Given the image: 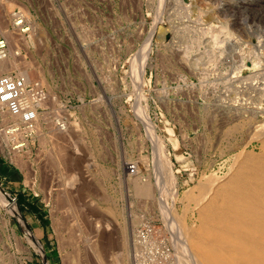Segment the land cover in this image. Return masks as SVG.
<instances>
[{"label": "rangeland", "instance_id": "rangeland-1", "mask_svg": "<svg viewBox=\"0 0 264 264\" xmlns=\"http://www.w3.org/2000/svg\"><path fill=\"white\" fill-rule=\"evenodd\" d=\"M18 2L0 0V36L9 41L16 38L7 13ZM29 2L37 8L36 33L23 42L36 51L23 53L25 60L10 51L20 67L7 74H42L54 100L40 115L46 144L38 130L26 148L12 150L0 135V188L41 253L0 195V264H93L96 254L109 263L122 229L130 258L142 214L178 255L175 218L198 225L194 199L207 180L235 172L240 154H263L255 127L264 124V0ZM59 112L70 122L64 141L49 135ZM8 119L1 117L0 127ZM55 142L63 143L66 161L57 159ZM130 163L134 175L125 170ZM73 228L91 242L78 240Z\"/></svg>", "mask_w": 264, "mask_h": 264}, {"label": "bare ground", "instance_id": "bare-ground-1", "mask_svg": "<svg viewBox=\"0 0 264 264\" xmlns=\"http://www.w3.org/2000/svg\"><path fill=\"white\" fill-rule=\"evenodd\" d=\"M9 5H11V4H9ZM185 7H187V5H185ZM181 8H183V7H181ZM191 11H193V10H191ZM213 11H214V9H213ZM6 25H7V23H6ZM208 25H210V24H208ZM212 26H213V24H212ZM37 31H39V30H37ZM202 33H203V31H202ZM217 34H219V32ZM9 36H12V35H9ZM213 38H214V36H213ZM215 38H217V37H215ZM211 40H212V38H211ZM217 40H218V38H217ZM15 41L16 40H14V41L11 40L9 42L11 43V45H13V42H15ZM219 41H221V40H219ZM215 43L220 44L218 42H215ZM27 45H28V43H27ZM188 47H190V46H188ZM185 49H187V48H185ZM213 52H214V50H213ZM224 52H226V50ZM9 55H10V53H9ZM206 55H207V53H206ZM248 56H249V54H248ZM187 61H188V59H187ZM17 62L18 61H17L16 57H14L13 55H10L5 60H2L1 61V64H0V72H1V74L2 75L7 74V72L9 70H11V69H16V68L18 69V66L20 64L18 65L19 62L18 63ZM21 62L23 63V61H21ZM24 63H27V62H24ZM235 63H236V61H235ZM30 64L32 65V63H30ZM242 65L244 66V64H242ZM24 70H27V68H25ZM29 72H30V68H29L28 71H23L21 75L25 76L28 80L37 79V80H39L42 83V85H44V82L45 81L43 80V77H41L42 74L39 73L41 76H39V79H38L37 78L38 77L37 75H36L37 77H35V76H33L34 73L33 74H30L31 72L30 73ZM18 74H20V73H18ZM222 106H224V105H222ZM228 109H229V107H228ZM228 112H229V110H228ZM261 112H263V111H261ZM44 116H45V114H44ZM1 117H3V116L0 114V118ZM39 117L40 116H38V118L36 120V131H38V130L41 131L40 137H43L44 138V133H43L44 129L42 130V128H43L42 127L43 126L42 125V117H40V118ZM43 120L45 121L46 119L43 118ZM50 121L51 120H49L48 122H50ZM53 122L55 124V121H53ZM53 122L51 121V123H53ZM47 124H49V123H47ZM52 125L53 124H51V126ZM45 126H47V125H45ZM51 126H49V127H51ZM255 128H257V130H256L257 132H255V137H256V139L260 140V142L262 143V149H263L262 156H259V158H255L254 156H244L243 154H240V155L238 154L239 156H238L237 162H238L239 166H238V169L235 172L230 173L229 175L227 174L226 177H223L222 176L221 178L220 177L219 178H214V177L211 178L210 177V179L207 180L208 179V177H207V179H206L207 182L205 184L203 183L204 181L202 182V184H204V185L202 186V188L200 187L201 188L200 189L201 190V193H200V195L198 194V197H196V199H194V201L196 202V210H197V212L199 214V224L198 225H195L194 227L190 228V227H188L186 225V223H184V220L185 219L182 220L179 217H176L175 218V223H176L175 226H176V228L175 229L174 228L172 229L173 230V233L171 232L172 235H173V242L172 243H174V246H175V248H176V250L178 252V255H176V253L174 251L175 264H264V124L263 125H260L258 127H255ZM49 130H50V133H49L50 136L52 134L55 137H61V139H62L63 135H65V133H66V132H62V130H60V128H58L55 125H53L51 128H49ZM44 132H46V131H44ZM72 133H74V131H72ZM40 137H39V139H40ZM69 137H70V135H69ZM66 138L63 137V141ZM44 140H45V138L42 139V141H44ZM51 140H54V138L53 139L51 138ZM47 141H49L48 138H47ZM45 144H46V142H45ZM55 144H57V142H55ZM57 145H56V148H58V149H57V151L55 153L58 155L57 156L58 158L56 157V154H55V157L57 159H60L61 158V161L62 160L66 161L67 160V156L66 155H68V153L65 154V152L63 150H61L62 149L61 145H63V143H61V145H59V144H57ZM74 145H76V143ZM53 149H54V147H53ZM52 152H51V154H52ZM18 153L19 152H17V154ZM249 155H251V154H249ZM15 157H17V155ZM53 158H54V156H53ZM20 159H22V158H19V160L17 162H19ZM21 161H23V160H21ZM55 162H58V161L55 160ZM58 163L61 164V162H58ZM62 165H64V164H62ZM166 178H167V176H166ZM167 180H169V179H167ZM147 187H148V185H147ZM64 194H63V196H64ZM142 194H144V193H142ZM0 195L4 198L3 200L7 199L6 200V203H7V206L9 208V210L11 211V213H13L14 215L18 216L19 219L21 220V222H22V224H23V226L25 228L26 236L28 237L29 243L32 246V248H34L36 251H38V252L41 253V250H40V247H39L38 243L36 242V240L34 239V237L31 236V234L29 233V231L26 229V224L23 221L20 212L14 206V204L12 203V201H9L8 194H6L0 188ZM68 195H70V194H67V196ZM184 197L186 198V196H184ZM191 198H193V197L191 196ZM67 199H68V197L66 199H64V200H67ZM188 201H190V200H188ZM188 207H189V205H188ZM194 208H195V205H194ZM168 212H169L168 214L172 215L170 211H168ZM193 213H195V212H193ZM172 217H173V215H172ZM168 218H169V216H168ZM170 220L171 219L168 220L167 226H168V223H171V222H169ZM172 222H173V220H172ZM197 222H198V220H197ZM73 226H75V225H73ZM98 227L100 228L101 226H97V229L96 230H98V232H99ZM59 228H61V227H59ZM76 229H78V228H76ZM76 229L73 228L74 231ZM68 230H70V229H68ZM82 231H77L76 230V232L79 233L77 235L78 238H79L78 240L85 239L87 241V239H89V238H88V236H87V238H85L86 236L84 237L83 234L81 235L80 232H82ZM122 232H123L124 237L122 238V243H120L121 244V247H120L121 249L119 250V252L117 254H115L114 256H111L112 259L109 261V263L106 262L105 259L100 258L96 254L95 257H94V261H93L94 263L93 264H129L130 263L129 253H128V249H127V241H128L127 240L128 239V237H127V235H128L127 234V230L124 229V231H123V229H122ZM71 233H73V231H71ZM73 234L76 235V233H73ZM70 236H73V235L70 234ZM73 239L74 238L70 239V241L73 240ZM89 241L91 242V240H89ZM79 242L81 243V241H79ZM90 242L87 241L86 244H88ZM93 245H94V243L92 242V245H90V248L91 249L94 248ZM96 246H97V244H96ZM91 249H89V251ZM97 251H99V250H97ZM74 255H75V253H74ZM101 255H102V253H101ZM85 257H86V255H85ZM79 263L81 264V262H79ZM87 264H90V263H87Z\"/></svg>", "mask_w": 264, "mask_h": 264}, {"label": "built area", "instance_id": "built-area-1", "mask_svg": "<svg viewBox=\"0 0 264 264\" xmlns=\"http://www.w3.org/2000/svg\"><path fill=\"white\" fill-rule=\"evenodd\" d=\"M18 1L7 13L8 32L16 38V43L11 45L5 36H0V61L5 60L11 50L16 57L24 60L26 56L23 53L36 51V45L25 47L23 40L35 37L33 22L37 19V8L29 0ZM51 100L54 98L49 96L45 86L38 80H28L14 72L0 75V114L10 119L5 126L0 127V135L8 139L5 147L8 145L12 150L26 148L27 142L36 136L38 116L46 113ZM60 105L62 113L66 110V104ZM60 112L53 116L56 126L64 131L70 122ZM134 163L126 165L125 170L130 175L137 172V164L135 166ZM130 264H175L170 237L148 214L141 215L140 223L135 228L131 240Z\"/></svg>", "mask_w": 264, "mask_h": 264}]
</instances>
